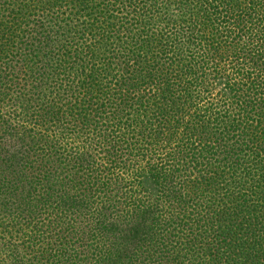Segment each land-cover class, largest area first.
<instances>
[{
	"label": "trees",
	"instance_id": "1",
	"mask_svg": "<svg viewBox=\"0 0 264 264\" xmlns=\"http://www.w3.org/2000/svg\"><path fill=\"white\" fill-rule=\"evenodd\" d=\"M0 264H264V0H0Z\"/></svg>",
	"mask_w": 264,
	"mask_h": 264
}]
</instances>
